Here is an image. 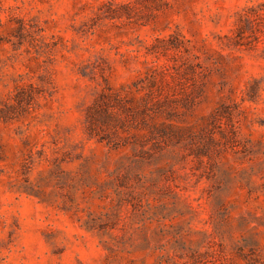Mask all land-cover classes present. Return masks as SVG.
Returning <instances> with one entry per match:
<instances>
[{
  "label": "rangeland",
  "instance_id": "1",
  "mask_svg": "<svg viewBox=\"0 0 264 264\" xmlns=\"http://www.w3.org/2000/svg\"><path fill=\"white\" fill-rule=\"evenodd\" d=\"M0 264H264V0H0Z\"/></svg>",
  "mask_w": 264,
  "mask_h": 264
}]
</instances>
